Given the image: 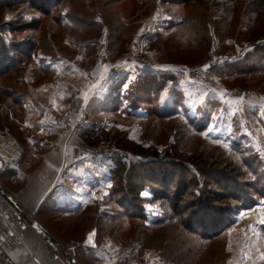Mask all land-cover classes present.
I'll return each mask as SVG.
<instances>
[{"label": "rangeland", "instance_id": "obj_1", "mask_svg": "<svg viewBox=\"0 0 264 264\" xmlns=\"http://www.w3.org/2000/svg\"><path fill=\"white\" fill-rule=\"evenodd\" d=\"M7 1L0 41L38 48L0 77V136L23 149L0 184L22 206L32 177L57 175L60 193L75 200L22 206L28 227L43 223L80 264H264V0H62L49 16ZM152 109L174 116L149 117ZM79 147L89 152L75 158ZM203 155L236 165L224 181L238 202L224 204L197 171ZM114 159L172 182L171 200L146 187L143 218L124 214ZM172 168L195 187L171 181ZM249 210L252 234L238 218Z\"/></svg>", "mask_w": 264, "mask_h": 264}, {"label": "trees", "instance_id": "obj_2", "mask_svg": "<svg viewBox=\"0 0 264 264\" xmlns=\"http://www.w3.org/2000/svg\"><path fill=\"white\" fill-rule=\"evenodd\" d=\"M61 1L62 0H11V1L8 0L6 3H4V5L9 8L13 6V4H25L27 2H31L36 6L37 10L41 11L42 15L49 16L54 13L56 7L60 5ZM55 17L57 20H59V23H62L61 15ZM83 21L87 22L86 19L85 20L83 19ZM11 45L12 46H6L4 42L0 41V77L5 76L7 73L14 70L17 66H19L23 62L25 57L27 60L30 59L31 56L30 52L35 51L36 48H38V42L36 43L34 41H29V43L27 42L25 49L23 48V44L16 45V43H14ZM27 52H29L30 54H27ZM152 116H155L159 119H170V117H173L174 115H171L169 112L166 113V111L164 113H160L159 110L152 109V111L149 112V117ZM189 124L187 125L191 126V124L190 125ZM134 153L140 154L141 156L149 155V151L140 146L134 148ZM175 154L179 156L178 153ZM201 162H202L200 164L201 167H197V171L206 177V181L208 183L212 182L211 184L215 185L221 197L220 200H223L224 204H230L233 201L238 202L239 198L236 195V191L231 190L229 187L231 181H228L226 183L224 181L225 178L230 177V175L226 170L227 169L231 170L235 168L236 165L231 162H225L221 155L217 158H213L211 163L208 162L207 157L204 156ZM192 164L195 165L196 163H192ZM181 166L183 167V164ZM176 170L175 168H172L171 171H169L171 181L177 180ZM184 170L186 172L188 169L184 168ZM148 171L149 169H147L144 164L129 165L124 163L121 159H114V165L110 169V174L114 181V187L116 189V193L117 195L121 196L120 201H122L123 204L122 206L125 207L124 214L128 215L129 217L143 218L144 212H143L142 204L144 200L142 199L141 196L146 187L153 188L152 189L153 193H155V195L157 196L156 198L171 200V196H169L167 192L165 193V188H170V184L172 182H170V184H163V185L159 184L160 183L159 181H161L160 179H158L159 181L157 180L155 182H152V180H150L147 177ZM162 175L163 172L161 171L158 176L161 177ZM213 175L215 177H212ZM195 182H196L195 179L188 180L183 176H181L180 179L177 180V183H179L180 185L183 184L184 188H190V187L194 188ZM186 195L187 194L185 193V191H183L181 193H175L174 195H172V197H174V199L177 198L178 202L176 201L175 202L176 204L180 205L182 203V200H184V198L186 197ZM127 203L130 206H125V204ZM199 206H200L199 208L201 209L199 213L203 212V214H206L207 211L205 209L206 208L205 202L204 201L200 202ZM226 208H230V206H226ZM60 211L62 212L66 210L61 209ZM208 224L210 225V223Z\"/></svg>", "mask_w": 264, "mask_h": 264}, {"label": "crops", "instance_id": "obj_3", "mask_svg": "<svg viewBox=\"0 0 264 264\" xmlns=\"http://www.w3.org/2000/svg\"><path fill=\"white\" fill-rule=\"evenodd\" d=\"M59 156L60 154L56 152L53 155L54 161L60 159ZM52 164H54L53 167L56 169V171H59L60 163L53 162ZM0 171H5L2 169L1 159ZM56 179L57 175L54 178H47L45 176L32 177L29 180V183L26 184L23 192H19V203L28 210L32 209L34 211H38L45 203H47L48 206L51 204L63 206V204L73 201V197L69 196L67 198V195L65 196L64 194L60 193L61 188H58L57 185L55 186ZM13 203L20 207L19 209H21L22 206H19L17 202V204L15 202ZM21 211L23 213V210ZM41 224L46 227L43 223ZM21 233L23 236V243L9 254L10 258L15 264H68L66 257L57 250V247L55 245H51L48 241V238L39 233L32 225L22 229ZM85 241L87 243L88 240ZM60 243L65 249V244L62 242ZM86 243L83 246L87 248L93 247L89 245V243ZM65 251L67 252L66 249Z\"/></svg>", "mask_w": 264, "mask_h": 264}, {"label": "built area", "instance_id": "obj_4", "mask_svg": "<svg viewBox=\"0 0 264 264\" xmlns=\"http://www.w3.org/2000/svg\"><path fill=\"white\" fill-rule=\"evenodd\" d=\"M89 150L83 147L76 148L75 158L88 154ZM23 155V149L10 137L0 136V159L2 169L16 167ZM29 220L25 213H19L0 193V264H15L10 259V252L17 249L22 243L21 230L28 227Z\"/></svg>", "mask_w": 264, "mask_h": 264}, {"label": "water", "instance_id": "obj_5", "mask_svg": "<svg viewBox=\"0 0 264 264\" xmlns=\"http://www.w3.org/2000/svg\"><path fill=\"white\" fill-rule=\"evenodd\" d=\"M0 193L19 213H22L21 209H19V207L13 203L10 196L7 194L6 190L1 184ZM30 225H32L39 233L46 236L51 245H55L57 247V250L66 257L68 264H80L74 256L65 251L63 245L40 222H38L37 220H31Z\"/></svg>", "mask_w": 264, "mask_h": 264}, {"label": "bare ground", "instance_id": "obj_6", "mask_svg": "<svg viewBox=\"0 0 264 264\" xmlns=\"http://www.w3.org/2000/svg\"><path fill=\"white\" fill-rule=\"evenodd\" d=\"M254 215H255L254 211L249 210V211H243V212H241L240 215L238 216L239 220L247 221V222L251 223L250 224V233L251 234L253 232H256L257 231V227H258V225L255 224L254 221H251V219H253ZM28 220H30V217H28ZM259 221H260V224H264V214H259ZM90 236H91V241H89V237ZM94 238H95V232L89 233V235H88V241H87L89 243V245H91L93 243Z\"/></svg>", "mask_w": 264, "mask_h": 264}, {"label": "snow or ice", "instance_id": "obj_7", "mask_svg": "<svg viewBox=\"0 0 264 264\" xmlns=\"http://www.w3.org/2000/svg\"><path fill=\"white\" fill-rule=\"evenodd\" d=\"M3 240V237H0V241ZM89 241H91V236L89 237Z\"/></svg>", "mask_w": 264, "mask_h": 264}]
</instances>
